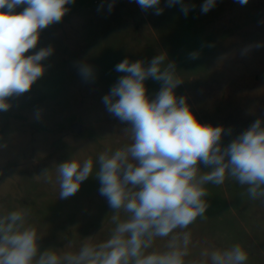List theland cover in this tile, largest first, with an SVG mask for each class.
<instances>
[{"label": "rangeland", "instance_id": "374dc122", "mask_svg": "<svg viewBox=\"0 0 264 264\" xmlns=\"http://www.w3.org/2000/svg\"><path fill=\"white\" fill-rule=\"evenodd\" d=\"M204 2L183 0L195 6L185 15L180 4L168 7L167 0H160L164 10L156 15L154 8L145 11L136 0H115L110 12L111 0H75L61 22L44 29L36 48L26 53L53 48L41 62L44 75L28 92L8 98L11 107L0 112V215L27 209L26 226L41 235L40 251H76L85 238L103 242L114 227L113 209L94 178L98 166L66 199L59 198L57 173L51 168L71 158H91L95 165L101 152L131 143L130 133L123 131L130 125L103 103L126 75L115 70L124 59L143 60L147 66L166 53L182 81L176 96L186 98L202 124L226 129L222 146L255 120H264V0L246 5L217 0L207 13L201 11ZM192 53L198 54L195 59ZM81 62L92 67L91 80L81 76ZM145 86L154 98L162 83L149 78ZM74 124L80 125L79 132ZM48 169L50 180L36 177ZM206 188V213L186 229L192 238L186 262L201 259L204 250L240 244L248 253L245 264H264V198L251 199L247 186L231 178ZM165 243L158 240L157 246Z\"/></svg>", "mask_w": 264, "mask_h": 264}, {"label": "clouds", "instance_id": "9594fccd", "mask_svg": "<svg viewBox=\"0 0 264 264\" xmlns=\"http://www.w3.org/2000/svg\"><path fill=\"white\" fill-rule=\"evenodd\" d=\"M147 11L163 12L160 0H136ZM246 5L248 0H238ZM75 0H0V112L11 107L8 98L28 92L45 73L41 63L53 53L51 46L34 54L41 32L59 23ZM217 0H205L201 11L207 13ZM180 4L187 15L194 5L183 0H167V6ZM115 0L108 4L109 12ZM25 6L22 12L15 10ZM103 7V5H101ZM197 53H192L195 59ZM86 80L93 69L79 63ZM126 73L103 97L109 113L130 127L131 143L101 152L96 160L82 162L71 158L51 169L57 173L59 198L76 194L81 184L93 177L100 182L99 193L113 209L114 225L109 237L93 243L85 238L76 251L49 248L40 251L41 235L26 226L27 209L0 215V264H245L248 253L240 244L230 248L204 250L201 259L186 262L191 233L186 231L208 208L206 185H222L234 179L247 186L253 199L264 198V120L257 119L226 147L223 126L202 124L191 111L185 97L175 89L182 83L166 53L155 56L146 66L143 60L124 59L115 66ZM154 79L162 86L149 98L145 81ZM39 111L37 116L39 117ZM230 133L231 129H227ZM200 164L211 170L202 172ZM45 170L37 178L50 180ZM179 230V231H178ZM158 240H166L162 247ZM70 247V245L66 246Z\"/></svg>", "mask_w": 264, "mask_h": 264}, {"label": "water", "instance_id": "95a60500", "mask_svg": "<svg viewBox=\"0 0 264 264\" xmlns=\"http://www.w3.org/2000/svg\"><path fill=\"white\" fill-rule=\"evenodd\" d=\"M73 129H74L75 131L79 132V131H80V125H79V124H74V125H73Z\"/></svg>", "mask_w": 264, "mask_h": 264}]
</instances>
